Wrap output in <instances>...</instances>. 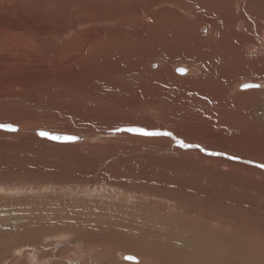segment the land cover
I'll return each instance as SVG.
<instances>
[{"label":"rangeland","instance_id":"obj_1","mask_svg":"<svg viewBox=\"0 0 264 264\" xmlns=\"http://www.w3.org/2000/svg\"><path fill=\"white\" fill-rule=\"evenodd\" d=\"M83 1L87 0H0V123L16 126L14 131L0 129V264L19 259L22 264H78L82 257L70 260L67 255L82 249V244L99 248L102 260L137 264L140 257L124 245L140 235V217L170 224V233L189 243L180 248L218 253L224 264H263L264 84L259 83L260 95L254 91L246 96L235 85L259 75L254 69L256 56L249 50L253 44L248 42L257 38L255 32L245 33L252 28L249 16L259 23L264 19L248 15L246 5L235 10L232 1L231 10H222L223 31L236 35L233 24L239 16L233 12H237L236 29L243 32V39L237 34L228 43L231 49L224 46L222 52L229 51L228 58L231 51L239 56L222 65L221 59L205 64L201 56L210 50L204 43L216 37L215 31L192 25L179 31L182 24L176 22L172 5L158 13L147 9L148 0H95L96 7ZM175 1L185 5L178 7L181 17L188 6L190 21L194 10L189 1ZM115 10L121 12L115 15ZM172 22L178 26V32L170 30L174 34L169 33ZM254 28L262 30L264 24ZM244 41L247 48L240 46ZM127 54L141 55L133 59L140 65L134 71L113 64L122 61L117 56ZM150 62L156 64L150 68L156 74L147 67L140 73ZM172 65L192 70L175 74ZM193 76H203L202 81L192 86ZM251 79L263 82L261 77ZM136 128L172 135L128 131ZM214 229L225 233L226 241H219V247ZM101 230L109 234L94 241L92 234ZM27 235L37 240L32 249H27L34 242ZM28 250L36 252L35 262L21 255ZM8 257L14 261L5 262Z\"/></svg>","mask_w":264,"mask_h":264},{"label":"bare ground","instance_id":"obj_2","mask_svg":"<svg viewBox=\"0 0 264 264\" xmlns=\"http://www.w3.org/2000/svg\"><path fill=\"white\" fill-rule=\"evenodd\" d=\"M88 2H92V4H95L94 6L96 7V3H95V0L94 1H92V0H87ZM87 1H83V3L84 2H87ZM110 2H113V0H109ZM129 1H131V0H129ZM136 1V0H135ZM149 2H146L145 3V6H147V9H148V7L151 9V10H154V9H157V11L156 12H164V9L166 8V7H169V5H172L174 8H171V9H173V12H174V14H175V17L174 18H176V22H179V21H181V24H182V28L179 30V31H182V30H185V28L188 26H190V25H192L193 27L194 26H196L197 28L199 27V30L200 31H204V29H207V28H212L213 29V31H215V33H216V37H214L213 39L212 38H208L207 40H205L206 42L204 43L205 44V47L208 49V50H210V54H206V56L205 55H202L201 56V58H205V60H202V62L204 61V63L206 64V62H207V60H209L208 61V63L209 62H215V61H213V60H215V59H221V61H220V63H221V65L225 62V61H229V60H236V59H233L232 57H238L239 56V54L237 53V51H231L230 52V55L232 56V57H229L228 58V52L227 53H223L222 52V49L224 48V46H229L230 47V49H231V45L230 44H228L230 41H235V39H237V34H238V37L240 36V37H242V39H243V32L242 31H240V30H238V29H236V26L237 25H239V20H240V15L237 13V12H233V16H235V15H238L239 16V20H238V17H236L235 19H234V24H233V27L235 28V29H233V30H235L236 31V35L232 32V31H229V34L228 33H226L225 31H223V26H222V22L225 20V12H223L222 10H226V11H229V10H231V7H232V1H234V9L235 10H238V8H239V5L241 4V5H246V10H247V12L249 13L248 15H252V16H254L255 18H257V20H260V21H262L263 19H264V6H263V3H262V0H255V1H253V2H251V1H249V0H188L189 2L187 3L189 6H192V9L194 10L192 13H190V14H192L194 17H192V19L189 21V20H187V15H188V12H191L190 11V9L188 8V6H187V8L185 9V10H187V11H184V13H185V16H183V17H181V15L178 13V7H180V8H184L185 7V5H183V3L181 2V1H179V2H176L175 0H172V1H167V0H148ZM264 1V0H263ZM81 2H82V0H81ZM82 3V4H83ZM129 3H131V2H129ZM185 3V2H184ZM193 3H194V5H195V7L193 6ZM216 3V4H215ZM44 4V3H43ZM79 4H80V2H79ZM91 4V5H92ZM102 4V3H101ZM81 5V4H80ZM79 5V6H80ZM84 5V4H83ZM87 5H88V3H87ZM98 5H100V4H98ZM101 6V5H100ZM129 6V5H128ZM251 6H254L255 7V9H250L251 8ZM43 7V6H42ZM94 7V8H95ZM73 8V7H72ZM79 8V7H78ZM83 8V7H82ZM81 8V9H82ZM100 8V7H99ZM131 8V7H130ZM212 9V12H216L215 14L213 13H211V14H209V13H203L200 9ZM105 9V8H104ZM122 9V8H121ZM83 10V9H82ZM126 10V9H125ZM184 10V9H183ZM87 11V10H86ZM90 11V10H89ZM100 11V10H99ZM127 11V10H126ZM85 12V11H84ZM115 12V15H118V13H120L121 11H117V10H115L114 11ZM123 12V11H122ZM136 12V11H135ZM134 13V12H133ZM109 14V13H108ZM108 14H106L107 16H108ZM172 14V13H171ZM90 15V14H89ZM94 15V14H93ZM122 15H124V14H122ZM146 15V14H145ZM144 15V16H145ZM95 16V15H94ZM93 16V17H94ZM98 16H99V14H98ZM143 16V15H142ZM97 17V16H96ZM248 18V17H247ZM141 19V18H140ZM102 20V19H101ZM100 20V21H101ZM103 20H105V19H103ZM195 20V21H194ZM135 21V20H134ZM249 21H250V24H251V29L247 32V33H245L246 35L248 34L249 36H252L253 35V32H255V35H256V38H257V40L255 39H250L248 42H250V43H252L253 45H250L251 47H249V50H251V51H253V53L255 54V56H256V61H257V64H256V66L254 67V69H255V71H256V73H258L259 75H257V76H254V77H251V78H256L257 79V77L260 79V77L261 78H263V82H260L259 80H255V82L254 81H252V79L250 78V80L251 81H245V82H243V83H237L238 85H235V88L236 89H240L242 92H241V95L242 96H246V94H253V92L254 91H256V95L258 94V95H260L259 93L260 92H257L259 89H258V86H260V84H264V45L262 44L263 43V41H264V28L262 29V30H259V29H257V28H260V27H262L263 26V24H264V21H263V23H259V22H257L256 20H250V16H249ZM242 23H243V21H241ZM247 23H248V21H246ZM101 23V22H100ZM112 23V22H111ZM172 23H174V25H172V27H170V26H168V27H170L169 28V31L170 30H172L173 28H174V30L175 31H177L178 32V26H177V23H175V22H172ZM213 23H215V24H213ZM116 24H118V23H116ZM138 24V23H137ZM159 24V23H158ZM104 25V24H103ZM156 25V24H155ZM163 25H164V23H163ZM163 25L162 26H160V27H163ZM212 25H214V26H212ZM224 25H226V23L224 22ZM254 25L257 27L256 29L257 30H255V28H254ZM100 27H101V25H99ZM106 27H107V25H105ZM176 26V27H175ZM185 26V27H184ZM192 26H190L191 28H192ZM260 26V27H259ZM94 27V26H93ZM92 27V28H93ZM241 27V26H240ZM96 29H97V27H95ZM95 28H93V29H95ZM99 28V27H98ZM104 28V26L101 28V30ZM118 27H115V29H117ZM202 28V29H201ZM254 28V30L255 31H253L252 29ZM95 29V30H96ZM107 29H108V27H107ZM110 29V28H109ZM242 29V28H241ZM98 30V29H97ZM113 30V29H112ZM199 31V32H200ZM239 31H240V33H239ZM109 32H111V30L109 31ZM169 33H171V31L169 32ZM186 33V32H185ZM171 34H174V33H171ZM170 34V35H171ZM191 34V33H190ZM111 35V34H110ZM132 36V35H131ZM196 36H197V34L195 35V34H193L192 36L190 35V37L192 38V40L194 39H196ZM202 36V35H201ZM211 36V35H210ZM89 37V36H88ZM175 37V36H174ZM174 37H173V39H174ZM188 35L185 37V38H190ZM204 37V36H203ZM244 37H246L245 35H244ZM155 38V37H154ZM163 38V37H162ZM183 38V37H182ZM182 38H180L179 40H178V42H180V41H182ZM185 38H183L184 40H186ZM253 38H255L254 36H253ZM108 39V38H107ZM118 39V38H117ZM116 39V40H117ZM129 39V38H128ZM178 39V38H177ZM241 39V40H242ZM172 40V39H171ZM123 41V40H122ZM114 42V41H113ZM120 42V41H119ZM167 42V41H166ZM175 42V41H174ZM185 42V41H184ZM196 42H197V40H196ZM238 42H240V41H238ZM245 42V41H244ZM257 42H259V44L257 43ZM118 42H115L114 44H117ZM122 43H124V42H122ZM127 43V42H126ZM126 43H124V45L126 44ZM149 43V42H148ZM189 43V42H188ZM198 43V42H197ZM84 44V43H83ZM113 43L111 44V45H114ZM152 44V43H151ZM156 44V43H155ZM198 44H201L202 45V47H203V43H198ZM241 44V43H240ZM129 45V44H128ZM127 45V46H128ZM181 45V44H180ZM185 45H186V43H185ZM261 45L263 46V47H261ZM102 46V45H101ZM115 46V45H114ZM158 46V45H157ZM160 46V45H159ZM241 47H246L247 48V43L245 42V46H242V45H240ZM94 47V46H93ZM118 46L116 45V48H117ZM144 47V46H143ZM153 47V46H152ZM179 47V46H178ZM90 48H91V46H90ZM129 48H130V46H129ZM152 50H153V48H151ZM173 49V48H172ZM203 49H204V47H203ZM111 50H113V49H111ZM155 50H156V48H155ZM236 50V49H235ZM260 50H262V53L260 52ZM146 51V50H145ZM158 51V50H157ZM172 51V50H171ZM201 51V50H200ZM88 52V51H87ZM116 52V51H115ZM119 52V51H118ZM118 52H116V53H118ZM138 52V51H137ZM150 52V51H149ZM162 52V51H161ZM184 52H185V50H184ZM126 53V52H125ZM134 53V52H133ZM154 53H156L155 51H154ZM183 53V52H182ZM188 53V52H187ZM102 54V53H101ZM111 54V53H110ZM119 54V53H118ZM117 54V55H118ZM135 54V53H134ZM134 54H127V55H125V56H117V58L118 59H122V61H119L120 62V64H119V62H118V60H117V62H115L114 60H112V61H114L115 63H113V64H116V66H120V70H122V69H125L126 71H134V70H136V68H138L140 65H138L135 61H133V59H141V55H134ZM150 54H152V52L150 53ZM149 54V55H150ZM185 54V53H184ZM200 54V53H199ZM113 55V54H112ZM147 55V54H146ZM155 55V54H154ZM188 54H186V56H187ZM105 56H107V55H105ZM109 56V55H108ZM189 56V55H188ZM199 56V55H198ZM110 57V56H109ZM214 59H213V58ZM260 57V58H259ZM114 58V57H113ZM187 58V57H186ZM198 58V57H197ZM227 58V59H226ZM112 59V58H111ZM192 59V58H191ZM244 59V58H243ZM115 60H116V58H115ZM107 61V60H106ZM181 61H182V59H181ZM122 62H124V64H122ZM139 62V61H138ZM107 63V62H106ZM191 63V62H190ZM199 63H201V62H199ZM227 63V62H226ZM122 64V65H121ZM131 64H132V67H131ZM196 64V63H195ZM201 64H203V63H201ZM217 64H219L218 62H217ZM99 65V64H98ZM156 64L154 63V62H150L149 63V65L146 63V65H143L142 66V68L140 69L141 71H142V69L143 68H148V69H150V68H152V67H154ZM200 65V64H199ZM214 66L215 67V65H216V63L215 64H213V63H210V68L212 67V66ZM115 66V65H114ZM138 66V67H137ZM203 66V65H202ZM209 66V65H208ZM226 66V65H225ZM260 66V68H258ZM100 67H101V65H100ZM110 67V66H109ZM157 67V66H156ZM189 67H191V66H189ZM194 67V66H193ZM193 67H191V68H193ZM103 68V67H102ZM111 68V67H110ZM109 68V69H110ZM112 68H114V67H112ZM172 68H173V70L175 71V74L176 73H178V74H186L188 71H191L192 69H190L189 68V70H188V68L186 67V66H184V65H178V66H174L173 67V65H172ZM98 69H100V68H98ZM107 69H108V67H107ZM170 69V68H169ZM180 69H183V72H181V71H179ZM194 69H195V67H194ZM198 69V68H197ZM196 69V70H197ZM205 69V68H204ZM206 69H207V67H206ZM138 70V69H137ZM147 70V69H146ZM150 70H152V69H150ZM155 70V69H154ZM154 70H152V73L155 75L156 74V72H154ZM208 70V69H207ZM212 70V69H211ZM107 71V70H106ZM109 71V70H108ZM123 71V70H122ZM185 72V73H184ZM205 72V71H204ZM224 72V71H223ZM96 73H99V72H96ZM140 73H143V71L142 72H140ZM170 73V72H169ZM212 73H213V71H212ZM216 73V72H215ZM94 74V73H93ZM220 74V73H219ZM142 75V74H141ZM144 75V74H143ZM217 75V74H216ZM181 76H183V75H177V77L175 76V78L176 79H178L179 81H185V79H186V77H181ZM187 76H189V75H187ZM196 76V75H195ZM218 76V75H217ZM160 77V76H159ZM130 78V77H129ZM175 78H173V79H175ZM190 78V77H189ZM202 78H203V76L201 77V76H199V77H192V83H191V85L192 86H194L193 85V83H195V84H198V83H200L201 81H202ZM149 79H150V77H149ZM148 79V80H149ZM152 79V78H151ZM175 79V81H177ZM205 79V78H204ZM209 79V78H208ZM172 80V79H171ZM236 80H238V79H236ZM240 80V79H239ZM135 81V80H134ZM147 81V80H146ZM161 81H162V83L164 84V85H166V86H170V85H168V82L167 81H165L164 79H161ZM189 80H188V78H187V82H188ZM118 82V81H117ZM121 82V81H120ZM136 82V81H135ZM178 82V81H177ZM210 83V82H209ZM260 83V84H259ZM114 84V83H113ZM116 85V84H115ZM190 85V86H191ZM66 86V85H65ZM131 86V85H130ZM183 86H184V84H183ZM127 87H128V85H127ZM185 87V86H184ZM183 87V88H184ZM188 87V86H187ZM163 88V87H162ZM138 89H139V87H138ZM264 89V88H263ZM144 90V89H143ZM142 90V91H143ZM149 90V89H148ZM184 90V89H183ZM192 90V89H191ZM201 90V89H200ZM141 91V92H142ZM155 91L156 90H151V93L152 94H154L155 93ZM133 92H134V90H133ZM126 93V92H125ZM136 93V92H135ZM171 93V92H170ZM193 93V92H192ZM255 93V92H254ZM228 94V93H227ZM239 94V93H238ZM131 95V94H130ZM160 95V94H159ZM169 95V94H168ZM154 96V95H153ZM197 96V95H196ZM235 96V95H234ZM240 96V95H239ZM241 97V96H240ZM171 98H173V96L171 97ZM170 98V99H171ZM242 98V97H241ZM244 98V97H243ZM178 99V98H177ZM232 99H234V98H232ZM245 99V98H244ZM234 101V100H233ZM148 102V101H147ZM201 102V101H200ZM238 102H239V100H238ZM80 103V102H79ZM245 103V102H244ZM227 103L225 102V104L224 105H226ZM236 104V103H235ZM147 105V104H146ZM175 105V104H174ZM85 106V105H84ZM150 106V105H149ZM218 106V105H217ZM229 106V105H228ZM87 107V106H86ZM177 107V106H176ZM224 107V106H223ZM245 107H246V105H245ZM244 107V108H245ZM144 108V107H143ZM143 108H141V109H143ZM147 108V107H146ZM217 108V107H216ZM225 108V107H224ZM230 108V107H229ZM236 108V107H235ZM243 108V109H244ZM251 108V107H250ZM223 109V108H222ZM216 111V110H215ZM214 111V112H215ZM257 111V110H256ZM213 112V111H212ZM253 112V111H252ZM251 112V113H252ZM258 112V111H257ZM143 113H144V111H143ZM241 113V112H240ZM264 113V112H263ZM261 114V113H260ZM218 115V114H217ZM262 115V114H261ZM264 115V114H263ZM240 116V115H239ZM248 116V115H247ZM253 116V115H252ZM241 117V116H240ZM226 118V117H225ZM232 118V117H231ZM234 118V117H233ZM249 118V117H248ZM258 118V117H257ZM238 119V118H237ZM250 119V118H249ZM228 120H229V118H228ZM231 120V119H230ZM218 121V120H217ZM262 121H263V119H262ZM239 122V121H238ZM256 122V121H255ZM13 123H9V122H6V123H4V124H2V123H0V126H3V127H5V128H8V130L7 131H14V130H16V126H13L12 125ZM241 124V123H240ZM125 125V124H124ZM231 127V126H230ZM144 128V127H143ZM237 129V128H236ZM5 130V129H4ZM54 130V129H53ZM33 131V130H32ZM148 131V130H147ZM123 135V134H122ZM77 136V135H76ZM242 139V138H241ZM254 140V139H253ZM76 142V141H75ZM254 142V141H253ZM241 144V143H240ZM257 145V144H256ZM241 146V145H240ZM240 146H238V147H240ZM234 148V147H233ZM253 148V147H252ZM235 149V148H234ZM254 150V149H253ZM213 151V150H212ZM236 151V150H235ZM226 152V151H225ZM224 152V153H225ZM228 153V152H227ZM255 154V153H254ZM206 155V154H205ZM221 155H224V154H221ZM224 156H226V157H229V156H227V154L226 155H224ZM251 156V155H250ZM203 157H205V158H208V157H206V156H203ZM223 158V157H222ZM232 158V157H231ZM214 159V158H213ZM224 159V158H223ZM209 160V159H208ZM231 160H235V159H231ZM251 160H254V159H251ZM237 161V160H236ZM212 162H213V160H212ZM228 164H233V165H235L236 167H238V163H232V162H227ZM251 163V162H250ZM255 164H256V162H255ZM250 165V164H249ZM217 166V165H216ZM227 167V166H226ZM243 168V167H242ZM224 170V169H223ZM234 170H235V168H234ZM255 170V169H254ZM234 172V171H233ZM239 173V172H238ZM245 173V172H244ZM251 175V174H250ZM258 175V174H257ZM242 176V175H241ZM243 177V176H242ZM264 180V179H263ZM98 194V193H97ZM148 195V194H147ZM149 196V195H148ZM89 201V200H88ZM95 201V200H94ZM93 204V203H92ZM99 204V203H98ZM97 204V205H98ZM101 204H103V203H101ZM87 205V204H86ZM177 205V204H176ZM106 206V205H105ZM186 206V205H185ZM189 206V205H188ZM145 207V206H144ZM149 207V206H148ZM147 208V207H146ZM211 208V207H210ZM98 209V208H97ZM105 209V208H104ZM117 209V208H116ZM119 209V208H118ZM151 209V208H150ZM213 209H215V208H213ZM219 209H221V208H219ZM99 210V209H98ZM106 210V209H105ZM200 210V209H199ZM216 210H217V208L215 209V212H216ZM78 211V210H77ZM82 211H85V210H82ZM87 211V210H86ZM89 211V210H88ZM125 211V210H124ZM155 211H157V209L155 210ZM202 211V210H201ZM208 211V210H207ZM98 212V211H97ZM100 212V211H99ZM103 212V211H102ZM119 212V211H118ZM136 212V211H135ZM203 212V211H202ZM107 213H108V211H107ZM138 213V212H137ZM200 213V212H199ZM106 214V213H105ZM104 214V215H105ZM109 214V213H108ZM192 214V213H191ZM198 214V213H197ZM208 214V213H207ZM209 214H212V213H209ZM84 215V214H83ZM101 215V214H100ZM103 215V214H102ZM113 215V214H112ZM117 215V214H116ZM192 215H194V214H192ZM216 214H214V216H215ZM225 215V214H224ZM82 216V215H81ZM86 216V215H85ZM114 216V215H113ZM188 216V215H187ZM196 216V215H195ZM202 216V215H201ZM211 216V215H210ZM144 217V216H143ZM194 217V216H193ZM192 217V218H193ZM204 217V216H203ZM219 217V216H218ZM91 218H93V216L91 217ZM90 218V219H91ZM97 218V217H96ZM145 218H146V216H145ZM150 218H151V216H150ZM149 218V219H150ZM208 218V217H207ZM215 218V217H214ZM227 218H229V217H227ZM99 219V218H98ZM102 219V218H101ZM140 220H139V222L140 223H138V224H140V226H137V227H139V232L138 233H140V235H138V236H135V235H133L132 237H130L127 241L128 242H126V244L124 245L126 248H129V250H131V251H133V252H135L140 258H139V263H137V264H224L222 261H223V259L220 257V255L218 254V253H214V254H212V253H210V252H206V254H202L200 251H197V250H194V248H192L191 246H189V249L190 250H188V248H180L179 247V245H183V246H187V245H189V243L186 241V240H184V239H182V238H179V237H177V235H176V237L175 236H173L171 233H170V228H171V226H170V224H169V226L168 225H166L165 223H163L162 221H160L159 219H157V220H155V221H149V220H147V219H144V218H142V217H140L139 218ZM152 219V218H151ZM220 219V218H219ZM230 219H232L231 218V216H230ZM93 220V219H92ZM118 220V219H117ZM135 220H137L138 221V219H135ZM152 220H154V219H152ZM227 220V219H226ZM225 220V221H226ZM102 221V220H101ZM207 221V220H206ZM231 221V220H230ZM236 221V220H235ZM78 222V221H77ZM94 222V221H93ZM95 222H96V220H95ZM104 222V221H103ZM226 222H229V221H226ZM240 222V224H242V222L240 221V220H238V223ZM105 223V222H104ZM107 223V222H106ZM108 223H110V222H108ZM116 223V222H115ZM118 223V222H117ZM128 223V222H127ZM177 223V222H176ZM179 223V222H178ZM219 223V222H218ZM233 223H234V220H233ZM81 224V223H80ZM93 224V223H92ZM100 224V223H99ZM198 224V223H197ZM204 224V223H203ZM209 224H210V222L208 223V228H209ZM211 224H213V223H211ZM220 224V223H219ZM228 224V223H227ZM226 224V225H227ZM103 225H105V224H103ZM126 225V224H125ZM132 225V224H131ZM224 225V224H223ZM80 226V225H79ZM82 226V225H81ZM80 226V227H81ZM129 226V225H128ZM238 226V225H237ZM83 227H85V226H83ZM201 227V226H200ZM203 227V226H202ZM222 227V226H221ZM240 227V226H239ZM38 227H36V229H37ZM41 228V227H40ZM87 228V227H86ZM205 228V227H204ZM212 228V227H211ZM219 228V227H218ZM36 229H34L35 231H36ZM39 229V228H38ZM82 229V228H81ZM80 229V230H81ZM171 229H173V227L171 228ZM183 229V228H182ZM248 229V228H247ZM252 229V228H251ZM83 230V229H82ZM85 230V229H84ZM135 230H136V228H135ZM186 230V229H185ZM215 230V229H214ZM228 230V229H227ZM250 230V229H249ZM132 231V230H131ZM133 231H134V229H133ZM137 231V230H136ZM202 231V230H201ZM229 231V230H228ZM231 231V230H230ZM254 231V230H253ZM257 231V230H256ZM79 232V231H78ZM81 232V231H80ZM80 232H79V234H80ZM85 232V231H84ZM173 232V231H172ZM258 232V231H257ZM256 232V233H257ZM89 233V232H88ZM86 234V233H85ZM91 234V233H90ZM109 233H107L105 230H101V231H97L96 233H94V234H92V236L95 238V240L94 241H97V240H101V239H103L104 237H107V235H108ZM180 234V233H179ZM181 234H182V232H181ZM223 234H225L222 230H220V229H216L215 230V235H217L215 238H214V242H215V246H217V247H219V241H226L225 239L226 238H224V236H223ZM238 234H240V233H238ZM259 234V233H258ZM35 235H36V233H35ZM137 235V234H136ZM186 235V234H185ZM211 235H212V233H211ZM29 235H27L26 236V238L28 237ZM80 236H82V235H80ZM91 236V237H92ZM182 236H184V235H182ZM181 236V237H182ZM200 236V235H199ZM198 236V237H199ZM83 237V236H82ZM187 237H189V236H187ZM186 237V238H187ZM201 237V236H200ZM210 237V236H209ZM228 237V236H227ZM233 237V236H232ZM231 237V238H232ZM235 237V236H234ZM29 238H30V236H29ZM28 238V239H29ZM36 238H39V237H37L36 236ZM185 238V239H186ZM258 238V237H257ZM27 239V240H28ZM79 239H81V238H79ZM188 239V238H187ZM193 239V238H192ZM208 239V238H207ZM16 240V239H15ZM30 240H33L34 242L33 243H29L28 244V247H27V249L29 248V249H32L33 248V245L36 243L35 241H37L35 238H30ZM212 240H213V238H212ZM215 240H217V241H215ZM227 241H228V239H227ZM240 241V240H239ZM23 242H25V241H23ZM81 242V241H80ZM86 242H87V240H86ZM105 242V241H104ZM20 243V242H19ZM82 243V242H81ZM93 243V242H92ZM207 243H208V241H207ZM98 244V243H97ZM102 244V243H101ZM238 244V243H237ZM49 245V244H48ZM92 245V244H91ZM195 245H198L197 244V242H196V244ZM212 245V244H211ZM214 245V244H213ZM230 245H231V243H230ZM92 246H94V245H92ZM123 246V247H124ZM199 246V245H198ZM226 246V245H225ZM224 246V247H225ZM263 246V245H262ZM96 247H97V245H96ZM232 247V246H231ZM235 247H236V245H235ZM36 248V250L35 251H37V247H35ZM106 248V247H105ZM208 248H210V246L208 247ZM241 248V247H240ZM254 248V247H253ZM256 248V247H255ZM99 249V248H98ZM97 248H94V247H90L88 244H85V245H83L82 244V249H81V246H80V249H76L74 252H72V253H70V254H68L67 255V258L68 259H70V260H74V259H78L79 257H82V261L80 262V263H78V264H87V263H89V264H94V262H95V264H113V262H109L108 260H107V258H104L103 260H102V258H101V253L102 252H100L99 250H98ZM116 249V248H115ZM193 249V250H192ZM204 249H206V248H204ZM212 249V248H211ZM228 249V248H227ZM237 249H239V248H237L236 247V249L235 250H237ZM242 249V248H241ZM248 249V248H247ZM264 249V248H263ZM192 250V251H191ZM221 250V249H220ZM231 250V249H230ZM223 251V250H222ZM228 251V250H227ZM253 251H254V249H253ZM30 252H32V250H28V251H25V252H23L22 251V253H21V255H23V256H25V255H29L30 256V260L31 261H34L35 262V260H36V256H35V253L36 252H32L33 254H31ZM38 253L40 252V251H37ZM221 251H219V253H220ZM224 252V251H223ZM241 252H242V250H241ZM260 252V251H259ZM43 253V252H42ZM249 253V252H248ZM263 253V252H262ZM82 254H83V256H82ZM256 254V253H255ZM49 255V254H48ZM235 255V254H234ZM119 256V255H118ZM40 257V256H39ZM38 257V259H40ZM49 257V256H48ZM240 257V256H239ZM260 257H261V255H260ZM264 257V256H263ZM55 258V257H54ZM246 258V257H245ZM37 259V260H38ZM49 259V258H48ZM61 259V258H60ZM122 259V258H121ZM237 259V258H236ZM257 259V258H256ZM255 259V260H256ZM261 259H262V257H261ZM10 260H12V261H14V258H12V257H8V259L6 258V261L5 262H9ZM22 260L23 259H19L17 262H15L14 264H22L21 262H22ZM42 260V259H41ZM51 260V259H50ZM115 260V259H114ZM264 260V259H263ZM237 261V260H236ZM238 261H239V258H238ZM258 261V260H257ZM260 261V260H259ZM3 262V261H2ZM2 262H0V263H2ZM41 262V261H40ZM51 262V261H50ZM12 264V263H11ZM30 264V263H29ZM64 264V263H63ZM117 264H118V262H117ZM238 264H240V263H238ZM242 264V263H241ZM264 264V263H263Z\"/></svg>","mask_w":264,"mask_h":264},{"label":"snow or ice","instance_id":"obj_3","mask_svg":"<svg viewBox=\"0 0 264 264\" xmlns=\"http://www.w3.org/2000/svg\"><path fill=\"white\" fill-rule=\"evenodd\" d=\"M179 71L183 72V69H180ZM128 131L138 132L142 135L146 136H171L172 134L170 132H160V131H146L142 128H136V129H128ZM41 136H47L49 139H61V137L52 136L47 132H41ZM69 139H75V138H69ZM181 147H189V145L183 143V141H178ZM203 150V149H202ZM264 167V165H262Z\"/></svg>","mask_w":264,"mask_h":264},{"label":"water","instance_id":"obj_4","mask_svg":"<svg viewBox=\"0 0 264 264\" xmlns=\"http://www.w3.org/2000/svg\"><path fill=\"white\" fill-rule=\"evenodd\" d=\"M0 129H3V130H4V129H5V130L7 129V130H8V128H5V127H3V126H0ZM129 259H132V258H129Z\"/></svg>","mask_w":264,"mask_h":264}]
</instances>
